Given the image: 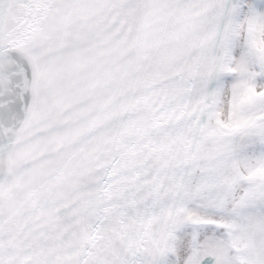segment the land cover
<instances>
[{"label":"snow or ice","instance_id":"obj_1","mask_svg":"<svg viewBox=\"0 0 264 264\" xmlns=\"http://www.w3.org/2000/svg\"><path fill=\"white\" fill-rule=\"evenodd\" d=\"M0 264H264V0H0Z\"/></svg>","mask_w":264,"mask_h":264}]
</instances>
